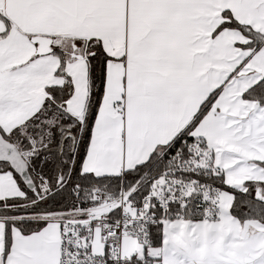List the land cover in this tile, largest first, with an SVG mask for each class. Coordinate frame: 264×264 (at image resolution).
<instances>
[{"label": "snow or ice", "instance_id": "6c2138e0", "mask_svg": "<svg viewBox=\"0 0 264 264\" xmlns=\"http://www.w3.org/2000/svg\"><path fill=\"white\" fill-rule=\"evenodd\" d=\"M0 264H264V0H0Z\"/></svg>", "mask_w": 264, "mask_h": 264}]
</instances>
